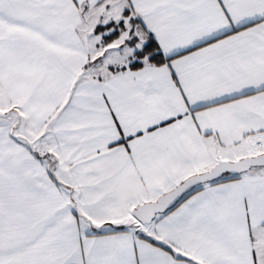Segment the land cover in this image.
<instances>
[{
  "label": "snow or ice",
  "instance_id": "snow-or-ice-1",
  "mask_svg": "<svg viewBox=\"0 0 264 264\" xmlns=\"http://www.w3.org/2000/svg\"><path fill=\"white\" fill-rule=\"evenodd\" d=\"M0 264H264V0H0Z\"/></svg>",
  "mask_w": 264,
  "mask_h": 264
}]
</instances>
